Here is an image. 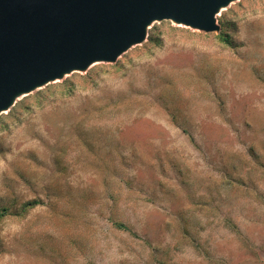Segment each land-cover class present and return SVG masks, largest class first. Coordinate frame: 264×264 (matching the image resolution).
I'll use <instances>...</instances> for the list:
<instances>
[{
    "label": "rangeland",
    "instance_id": "374dc122",
    "mask_svg": "<svg viewBox=\"0 0 264 264\" xmlns=\"http://www.w3.org/2000/svg\"><path fill=\"white\" fill-rule=\"evenodd\" d=\"M216 24L0 113V264H264V0Z\"/></svg>",
    "mask_w": 264,
    "mask_h": 264
},
{
    "label": "water",
    "instance_id": "95a60500",
    "mask_svg": "<svg viewBox=\"0 0 264 264\" xmlns=\"http://www.w3.org/2000/svg\"><path fill=\"white\" fill-rule=\"evenodd\" d=\"M234 1L0 0V113L66 74L115 63L153 22L216 32V15Z\"/></svg>",
    "mask_w": 264,
    "mask_h": 264
},
{
    "label": "trees",
    "instance_id": "16d2710c",
    "mask_svg": "<svg viewBox=\"0 0 264 264\" xmlns=\"http://www.w3.org/2000/svg\"><path fill=\"white\" fill-rule=\"evenodd\" d=\"M119 227L124 229V226L119 225Z\"/></svg>",
    "mask_w": 264,
    "mask_h": 264
}]
</instances>
